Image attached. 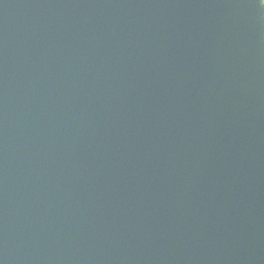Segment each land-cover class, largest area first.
<instances>
[{
    "label": "water",
    "instance_id": "1",
    "mask_svg": "<svg viewBox=\"0 0 264 264\" xmlns=\"http://www.w3.org/2000/svg\"><path fill=\"white\" fill-rule=\"evenodd\" d=\"M0 264H264L262 0H0Z\"/></svg>",
    "mask_w": 264,
    "mask_h": 264
},
{
    "label": "clouds",
    "instance_id": "2",
    "mask_svg": "<svg viewBox=\"0 0 264 264\" xmlns=\"http://www.w3.org/2000/svg\"><path fill=\"white\" fill-rule=\"evenodd\" d=\"M262 3H264V0H262Z\"/></svg>",
    "mask_w": 264,
    "mask_h": 264
}]
</instances>
